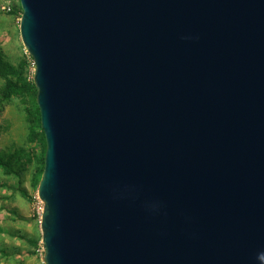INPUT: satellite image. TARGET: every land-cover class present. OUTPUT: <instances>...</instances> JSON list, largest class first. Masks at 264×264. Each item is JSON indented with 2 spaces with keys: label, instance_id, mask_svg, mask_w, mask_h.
Returning <instances> with one entry per match:
<instances>
[{
  "label": "water",
  "instance_id": "obj_1",
  "mask_svg": "<svg viewBox=\"0 0 264 264\" xmlns=\"http://www.w3.org/2000/svg\"><path fill=\"white\" fill-rule=\"evenodd\" d=\"M46 140V264H264V0H18Z\"/></svg>",
  "mask_w": 264,
  "mask_h": 264
},
{
  "label": "rangeland",
  "instance_id": "obj_2",
  "mask_svg": "<svg viewBox=\"0 0 264 264\" xmlns=\"http://www.w3.org/2000/svg\"><path fill=\"white\" fill-rule=\"evenodd\" d=\"M13 4H18L17 0H0V47L3 49L7 59L16 65L23 56L30 58L25 49L20 36V18L8 15ZM29 77L34 78L35 66L33 60H29ZM7 127V132L0 136V147L6 149L13 146H21L25 143L28 126L23 108L19 102L15 101L6 106L0 116V127ZM32 175L30 172L23 174L22 182L15 178L5 177L0 171V184L5 183L9 188L0 189V196L13 197L12 200L0 201V249L8 250L12 254L10 258H3L0 255V264H46L43 244L40 241L36 250V255H28L33 251L28 241L8 242L7 233H19L27 239H42L40 221L43 210V203L39 200L38 191L32 188ZM23 189L33 197L29 202L22 197L18 189ZM13 189V190H12ZM17 189V191H15ZM3 241H5L3 244ZM7 245V247L5 246ZM6 250V251H7Z\"/></svg>",
  "mask_w": 264,
  "mask_h": 264
},
{
  "label": "trees",
  "instance_id": "obj_3",
  "mask_svg": "<svg viewBox=\"0 0 264 264\" xmlns=\"http://www.w3.org/2000/svg\"><path fill=\"white\" fill-rule=\"evenodd\" d=\"M18 1V0H17ZM22 9L20 3L13 4L9 16L21 18ZM32 58L23 56L18 64L8 61L3 49L0 47V116L6 106L17 101L23 108L28 134L24 144L6 149L0 147V171L5 177L15 178L22 182L23 174L30 172L32 175V188L38 191L45 166L46 140L41 127V114L37 104V88L34 78L29 77V66ZM7 132V127H0V136ZM21 185V184H20ZM9 188L7 184H0V189ZM13 190V189H12ZM17 191V189H15ZM24 199L33 201L27 191L18 189ZM13 197L1 195L0 201L12 200ZM23 241H28L33 251L28 255H36V250L41 239H27L23 235H12ZM13 253L0 250L3 258H11Z\"/></svg>",
  "mask_w": 264,
  "mask_h": 264
},
{
  "label": "crops",
  "instance_id": "obj_4",
  "mask_svg": "<svg viewBox=\"0 0 264 264\" xmlns=\"http://www.w3.org/2000/svg\"><path fill=\"white\" fill-rule=\"evenodd\" d=\"M8 201V200H7ZM12 235H21V234H19V233H14V232H12V233H7V237L9 238V241L8 242H16V241H23V240H20V239H18V238H15V237H13ZM36 238H39V237H36ZM41 239V238H40ZM0 242H2V239H0ZM5 241H3V244H5L4 243ZM6 247H7V245H5ZM0 250H2V249H0ZM7 250V249H6ZM7 252H9L8 250H7ZM10 253V252H9Z\"/></svg>",
  "mask_w": 264,
  "mask_h": 264
},
{
  "label": "built area",
  "instance_id": "obj_5",
  "mask_svg": "<svg viewBox=\"0 0 264 264\" xmlns=\"http://www.w3.org/2000/svg\"><path fill=\"white\" fill-rule=\"evenodd\" d=\"M11 9L10 8H7V11H10ZM43 249V253L45 252V250H44V248H42Z\"/></svg>",
  "mask_w": 264,
  "mask_h": 264
},
{
  "label": "clouds",
  "instance_id": "obj_6",
  "mask_svg": "<svg viewBox=\"0 0 264 264\" xmlns=\"http://www.w3.org/2000/svg\"><path fill=\"white\" fill-rule=\"evenodd\" d=\"M260 259H264V255H261V256H260Z\"/></svg>",
  "mask_w": 264,
  "mask_h": 264
}]
</instances>
